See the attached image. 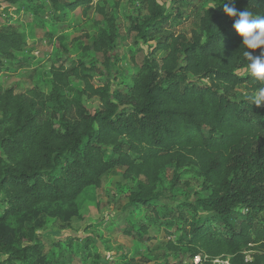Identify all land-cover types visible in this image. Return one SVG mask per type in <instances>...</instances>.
Returning a JSON list of instances; mask_svg holds the SVG:
<instances>
[{
  "label": "trees",
  "instance_id": "1",
  "mask_svg": "<svg viewBox=\"0 0 264 264\" xmlns=\"http://www.w3.org/2000/svg\"><path fill=\"white\" fill-rule=\"evenodd\" d=\"M49 1L57 17L77 9L85 15L93 7L104 16L108 27L84 50L104 54L110 71L113 17L95 0ZM122 1L113 0L115 8ZM137 1L147 17L132 18L131 29L139 38L155 39L156 46L131 85L114 88L110 76L96 84L88 73L92 66L83 62L71 70L53 65L52 94L61 114L48 112L36 86L16 92L0 85V264H58L53 256L46 259L41 238L47 234L36 228L46 217L68 225L79 215L81 193L101 187L115 168L135 183L128 205L146 208L161 197L158 184L166 170L177 180L182 170L195 171L210 194L184 205L194 216L180 214L182 233L177 242L169 240V249H185L191 259L199 257L197 264H264V101L256 105L252 98L264 82L242 73L248 61L233 27L238 16L223 11V0L207 8L200 6L203 0H171L176 14L160 0ZM224 3L237 13L264 15V0ZM187 5L197 20L190 37L171 30ZM26 49L32 47L17 26L0 29V76L7 62L26 66L28 58H17ZM251 51L264 55V46ZM70 73L83 83L71 98L65 94ZM239 88L247 93L241 99ZM85 96L97 98L98 107L90 109Z\"/></svg>",
  "mask_w": 264,
  "mask_h": 264
},
{
  "label": "rangeland",
  "instance_id": "2",
  "mask_svg": "<svg viewBox=\"0 0 264 264\" xmlns=\"http://www.w3.org/2000/svg\"><path fill=\"white\" fill-rule=\"evenodd\" d=\"M37 1L39 3L19 0L18 4H9L0 0V29L10 24L17 26L32 47V51L26 49L17 53V58H28L26 66L18 68L17 62H7L0 85L3 89L14 87L16 92L38 87L48 102V112L62 113L52 94L53 65L63 64L71 70L78 62H83L92 66L88 73L95 78L96 84L105 82L110 76L114 88H121L132 84L145 55L156 46L155 39L139 38L131 29L132 18L147 17L143 3L123 0L120 7L115 8L113 0H95L113 17L117 30L114 46L106 51L111 62L108 71L104 54L93 49L84 50L92 46L102 28L108 27L107 20L95 7L85 15L77 9L59 13L57 17L49 0ZM160 1L168 12L176 14L171 0ZM215 2L203 0L200 6L207 8ZM190 7H183L184 15L179 25L173 24L171 28L188 37L196 29L197 22ZM246 72L247 69L242 73ZM69 80L65 94L71 98L78 95L83 83L71 73ZM246 94L242 88L238 89V98ZM84 101L90 109L99 105L97 98L85 96ZM122 173V168H115L104 178L101 187L86 188L77 199L79 215L68 225L58 218L46 217L45 225L36 228L38 234H47L41 238L48 251L46 259L50 261L53 256L51 258L58 264H197L199 257L191 259L185 249L173 251L168 242H177L182 233L180 214L194 216L195 212L184 205L210 194L204 178L188 168L181 171L177 180L171 168L166 170L158 184L161 197L152 203L153 207L146 208L128 205L129 191L135 183L126 180ZM125 230H131L133 235H126ZM84 239L90 244L86 246ZM54 240L58 241V247L53 245Z\"/></svg>",
  "mask_w": 264,
  "mask_h": 264
},
{
  "label": "clouds",
  "instance_id": "3",
  "mask_svg": "<svg viewBox=\"0 0 264 264\" xmlns=\"http://www.w3.org/2000/svg\"><path fill=\"white\" fill-rule=\"evenodd\" d=\"M223 11L230 17H237L233 27L236 32L243 37L244 46L243 56L248 61L247 71L251 77L264 82V55L255 56L251 50L259 49L264 46V15H256L252 11L245 10L237 13L236 9L224 3ZM215 6V5H212ZM210 6V7H212ZM256 105L264 101V88L252 97Z\"/></svg>",
  "mask_w": 264,
  "mask_h": 264
},
{
  "label": "built area",
  "instance_id": "4",
  "mask_svg": "<svg viewBox=\"0 0 264 264\" xmlns=\"http://www.w3.org/2000/svg\"><path fill=\"white\" fill-rule=\"evenodd\" d=\"M220 260H216V262H219ZM222 264H229V262L226 260V261H222Z\"/></svg>",
  "mask_w": 264,
  "mask_h": 264
}]
</instances>
